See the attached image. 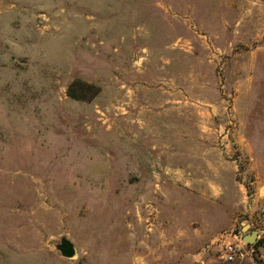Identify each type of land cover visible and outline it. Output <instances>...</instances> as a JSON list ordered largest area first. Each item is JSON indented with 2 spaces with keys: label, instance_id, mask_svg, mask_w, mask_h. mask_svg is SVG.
<instances>
[{
  "label": "rangeland",
  "instance_id": "obj_1",
  "mask_svg": "<svg viewBox=\"0 0 264 264\" xmlns=\"http://www.w3.org/2000/svg\"><path fill=\"white\" fill-rule=\"evenodd\" d=\"M263 205L264 0H0V264H264Z\"/></svg>",
  "mask_w": 264,
  "mask_h": 264
},
{
  "label": "built area",
  "instance_id": "obj_2",
  "mask_svg": "<svg viewBox=\"0 0 264 264\" xmlns=\"http://www.w3.org/2000/svg\"><path fill=\"white\" fill-rule=\"evenodd\" d=\"M257 223L258 227L256 230L259 233V236L262 234L264 236V205L260 208L258 215H257ZM243 249L240 243H228L225 245V250L222 255V258L225 261H233L236 260L239 256H242Z\"/></svg>",
  "mask_w": 264,
  "mask_h": 264
},
{
  "label": "water",
  "instance_id": "obj_3",
  "mask_svg": "<svg viewBox=\"0 0 264 264\" xmlns=\"http://www.w3.org/2000/svg\"><path fill=\"white\" fill-rule=\"evenodd\" d=\"M244 237L243 239L249 244H254L259 239V233L256 229H252L250 224H247L243 227ZM57 248L65 257H73L75 255V248L73 243L63 239L62 242L57 245Z\"/></svg>",
  "mask_w": 264,
  "mask_h": 264
},
{
  "label": "crops",
  "instance_id": "obj_4",
  "mask_svg": "<svg viewBox=\"0 0 264 264\" xmlns=\"http://www.w3.org/2000/svg\"><path fill=\"white\" fill-rule=\"evenodd\" d=\"M256 243H254V244H250V249L248 248V253H252V252H254L255 251V249H256V252H260L261 253V256L262 257H264V253H263V250H262V246L263 245H259V246H257V245H255ZM241 247H242V249H243V254H242V256H240V257H244L245 256V253H244V251H246L247 249L245 248V246H243V245H241ZM255 247V248H254ZM264 247V246H263ZM235 264H255L251 259H249V260H246V261H241V262H236Z\"/></svg>",
  "mask_w": 264,
  "mask_h": 264
},
{
  "label": "trees",
  "instance_id": "obj_5",
  "mask_svg": "<svg viewBox=\"0 0 264 264\" xmlns=\"http://www.w3.org/2000/svg\"><path fill=\"white\" fill-rule=\"evenodd\" d=\"M84 84H86V83H84ZM71 96H74V95H71ZM255 245H257V246L263 245L264 246V237H261L260 239H258V241L256 242Z\"/></svg>",
  "mask_w": 264,
  "mask_h": 264
}]
</instances>
